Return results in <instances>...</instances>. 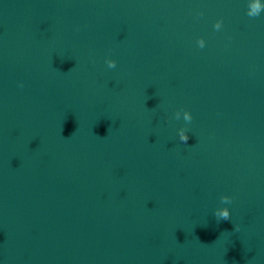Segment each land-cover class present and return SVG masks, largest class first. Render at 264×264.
<instances>
[{"label":"water","instance_id":"water-1","mask_svg":"<svg viewBox=\"0 0 264 264\" xmlns=\"http://www.w3.org/2000/svg\"><path fill=\"white\" fill-rule=\"evenodd\" d=\"M0 264H264V0H0Z\"/></svg>","mask_w":264,"mask_h":264},{"label":"clouds","instance_id":"clouds-1","mask_svg":"<svg viewBox=\"0 0 264 264\" xmlns=\"http://www.w3.org/2000/svg\"><path fill=\"white\" fill-rule=\"evenodd\" d=\"M201 15H202V13H201ZM259 15V12L257 11L255 14H253V13H248V16H250V17H255V16H258ZM221 26H222V21H217L215 24H214V28L216 29V30H220L221 29ZM198 44H199V47L200 48H203L204 46H205V44L203 43V39L201 38V40L198 42ZM187 137L186 136H184V137H182V140L185 142V143H187ZM222 216L225 218V219H229V214H228V212L227 211H225V212H223L222 213Z\"/></svg>","mask_w":264,"mask_h":264}]
</instances>
